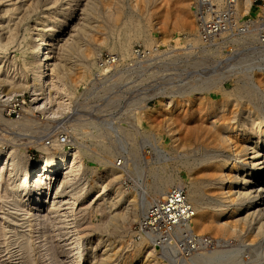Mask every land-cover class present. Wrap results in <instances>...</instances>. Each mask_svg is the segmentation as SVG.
Segmentation results:
<instances>
[{
	"label": "rangeland",
	"instance_id": "rangeland-1",
	"mask_svg": "<svg viewBox=\"0 0 264 264\" xmlns=\"http://www.w3.org/2000/svg\"><path fill=\"white\" fill-rule=\"evenodd\" d=\"M8 1L0 0V10L4 4L15 7L12 14L0 12V86L7 80L0 87V158L7 160L12 154L17 161L30 164L52 152L51 146L58 143L62 152L75 149L80 170L57 191L56 210L50 212V204L45 203L42 216L48 220L41 226L44 234L30 232L28 227L25 231L29 233L20 238L8 233V244L0 243V264L16 262V258H8V251H20L18 246L28 235L29 245L23 250L26 264H131L144 254L150 264H202L200 259L217 248L220 251L215 264H233L225 254H232L230 258L236 254V264H264V226L258 229L255 219L242 220L241 211L229 218L237 225L236 231L216 235L195 229V215L202 210H216L222 204L204 171L223 158H231L233 150L226 144L217 146L214 132L204 139L186 140L185 125L192 123L189 119L181 123L178 117L168 121L165 108L178 104L176 111L190 116L205 110L211 101L229 99L234 104L228 105V114L233 113H220L214 118L215 124L230 122L224 115L235 114L241 121L239 126H250L256 120L263 134L264 99L257 102L258 95L250 85L258 84L264 76L225 84L216 80L215 91L198 93L200 83L192 75L198 57H178V52L174 57L164 56L170 49L200 45L201 15L222 25L219 29L224 33L242 17H250L259 6L264 7V0H247V5L242 4L244 0H180L181 4L179 0ZM70 5L69 24L51 47L54 62L65 61V74L54 72L50 86L42 90H37L38 86L28 88L30 46L37 37L34 22L42 11H55L54 19L59 16L57 8ZM111 10L118 13L115 21L107 16ZM87 11L94 14L89 16ZM165 11L183 14L188 28L170 29L164 34L159 17ZM83 22L90 25L87 31L80 29ZM82 66L83 77L78 79L77 69ZM95 74L101 83L84 94ZM162 100L168 102L165 107L160 105ZM259 104L261 111L254 112ZM245 109L254 113L252 120L243 118ZM196 122L209 124L205 116ZM223 134L227 137L229 133ZM211 135H215L214 140ZM62 177L53 176L51 184ZM102 178L105 183L101 193L111 195L108 198L119 210L112 221L107 215L115 210L106 208L107 196L96 202L97 206L91 204L92 196L84 197L85 190ZM54 195L52 188L45 201L51 202ZM96 238L101 241L95 247ZM105 244L115 253L107 259L103 255ZM91 247L93 251L89 252ZM44 248L48 255H44Z\"/></svg>",
	"mask_w": 264,
	"mask_h": 264
},
{
	"label": "bare ground",
	"instance_id": "bare-ground-1",
	"mask_svg": "<svg viewBox=\"0 0 264 264\" xmlns=\"http://www.w3.org/2000/svg\"><path fill=\"white\" fill-rule=\"evenodd\" d=\"M55 1L56 0H52V3L57 2V1L56 2ZM139 1H141V0H139ZM143 1H148V0H143ZM8 3H9V1H8ZM247 3H248L247 0H244L242 2L243 5H247ZM180 4H181V1H180ZM6 5H8V4H4V7L2 10H0V12H2L3 14H6V13L12 14V12L15 10L14 9L15 7L14 6L13 7L7 6L6 7ZM53 5L54 4H52V6ZM111 5H112V3H111ZM47 6H49V5H47ZM19 7H21V6H19ZM89 8L92 11L93 6H90ZM57 9H58L57 14L59 15L57 18L52 19V17L56 16L55 11H50V12L42 11L41 15L34 22V27L36 29V36L37 37L31 42V46H30V55L32 58V62L28 68V72L30 73V76H31V84L28 85V88H33V86L37 88V86H38L39 88H37V90H42L45 87V85L50 86L49 81L54 79V77H52L50 75H53L54 72L59 73L61 76L65 74L64 73L65 70L63 68L64 66L66 67L65 61H62L59 59V61L55 60L56 62H54L51 47L54 45V42H56L58 40L57 38L62 33L63 27L69 24V20L71 18L70 11L72 10V7L70 5L67 7H59ZM84 9H86L85 5H84ZM81 10H83V9H81ZM115 10L117 11V8H115ZM116 11H112V10L109 11L107 16L111 20L116 19L117 14H118L117 13L118 11L117 12ZM87 12H89V11H87ZM14 13H16V12H14ZM93 14H94L93 12H89V16L90 15L92 16ZM159 21L164 26L163 27L164 34L167 31H169L170 29L175 31V30H185L188 28L187 19L185 18V16L183 14H180V13H176V14L172 15L169 12L165 11L159 17ZM83 24H84V22H83ZM88 24L89 23L84 24L83 27L80 29L83 31L85 28L90 27V25H88ZM0 26H3V25H0ZM9 30H10V27H9ZM193 31L196 32V29L194 28ZM9 34H11V32H9ZM8 38H9V36H8ZM67 69L69 72L70 68L67 67ZM84 70H85L84 66H82L81 68L79 67L77 69V71H79L78 72V74H79L78 79L83 77L82 75L84 73ZM6 82H7V80L1 81L0 87H3L4 86L3 84H6ZM250 87H252V91L257 93V95H258L256 97L257 102L261 101V100L263 101V99H264V78H261L258 84H256L254 82L252 85H250ZM34 99H36V98L34 97L33 100ZM230 104H232V100H229V99H223V100H219V101H211L210 105L205 110H199L197 113L195 112V114L187 116L186 114H183V113L176 111L178 109L177 108L178 104H175V106H173L171 109H169L168 107H165V105H167L165 100L160 101V105L164 106L167 109L166 113L169 116L168 121H170L173 118L175 119V117H178V118H180L181 123H184L185 120H187V119H189V123H192L191 125H185V127H186L185 131L186 132L184 133V136H185L186 140H191V139L198 140L200 138L204 139L207 134L214 132L216 134V140L218 142L217 146H223V144H226V146L231 151L233 150V153L231 154V158H227V159L223 158L222 160H219L216 164H214L213 167L209 166L204 171V172H206V176L209 178V185L210 186L215 185L214 187L216 188V191H218L215 194V196L217 198H219L220 203H222L220 208H218L216 210H202L197 214V216L195 215V217H194L195 229L197 231L198 230H201V231L206 230V231H209L212 234H216V235L217 234L221 235V234H224L225 232L236 231L237 225L235 224V222L233 220L231 221L229 218H234V214H236L239 211L242 212L240 214L242 216L241 217L242 220H247V221L251 222V221H254V219H255L254 223L258 229L262 224L264 226V148H263L264 147V133L262 134V131L260 132V130H259L260 126L258 127V125H255L256 120H254L253 123L250 124V126H239L241 121L240 120H239L240 122L237 121L238 119H236L235 114H233V115L231 114V117L224 115V117L228 118L226 121H228L230 118V122H222V123H219V125H216L215 124L216 120L214 118L216 116L220 115V113H223L225 111L228 114V111H229L228 105H230ZM232 107H231V109H232ZM161 108L162 107H160L159 109H161ZM253 109L255 110V111L253 110L254 112H257V113L260 112L261 111V105L259 104V105L255 106ZM243 111H244L243 113L246 115L243 118H246V119L249 118L250 119L254 115V113L251 111V109H245ZM231 112L232 111H230L229 114ZM243 113L241 114V116H243ZM202 116H205L209 120L208 125H206L207 122L203 126H201L202 123L198 124L200 122L199 120H198L199 121L198 123L196 122V120L198 118H201ZM220 118H222V117H220ZM223 120H225V118ZM250 120H252V119H250ZM233 121L237 125H235V126L231 125V123L234 124ZM14 122L15 121H13L12 123L14 124ZM177 127L178 126L175 125L173 128L176 129ZM175 129H174V131H175ZM225 132L229 133L227 135V137L226 136L224 137L223 133H225ZM250 134L254 135V137H252ZM241 135H242V137H241ZM238 136L241 137V140L235 139ZM211 137H212V135H211ZM213 137H212V139L214 140L215 137L214 138ZM209 138H207V139H209ZM59 147H60V145L58 143L52 145L51 149H50L52 152H48L45 155H42L40 159H38L37 161L32 162L30 164L21 163L20 161H17L15 159L14 155H12V154H10V156L8 155L7 160L6 159L2 160L3 158L2 159L0 158V213H2V216L0 217V219L4 221L3 223L0 222V243L7 242L8 233H11V232L14 233L13 234L14 238L19 237V236H26L27 231H25V228H27V227H28V230H30V232H32V230H33V232H37L38 234H41V235L44 234L45 231L43 230V227H41V226L43 225V223H47L45 221L48 220L47 217L42 216V212H44L43 207H44V205L46 206L45 203L48 202L50 204L48 207V208H50V212H53V210H56V208H55L56 204L59 203L58 201H56L57 191L60 190L63 185H65L67 182H69L71 180L69 177L76 176L80 170L78 155L76 154V152H74L75 149L74 150L67 149L66 151L62 152V150H60L61 147L60 148ZM44 149H46V148H44ZM1 154H3V153L0 152V155ZM4 157H6V156H4ZM53 176L54 177L63 176V177L61 180H56L54 184H51V180H52ZM104 183L105 182H103V178L98 179L94 182L93 187L85 190V192H84L85 198L86 197L90 198L91 196L93 197V201L91 204L95 205L96 202L98 203V201L100 199H103L106 196H107V198L111 196V195L108 196L106 194L101 193V189L104 188ZM3 188H4V190H6L4 193L2 192ZM52 188H53L54 194H55L52 197V201L51 202L45 201V199L47 198V195L49 194V192ZM108 199L109 200L107 202L109 203V205H107V203H106V205H107L106 208H108L111 211L115 210L114 205L116 203L111 198H108ZM119 199H121V197ZM72 201H74V200H72ZM75 203L76 202H73L72 205ZM124 203H126V202H124ZM6 206H7V208H6ZM96 206H97V204H96ZM103 206H104V204H103ZM25 207H26L25 210H27V211L23 212L22 210H24ZM59 207H61V206H59ZM125 207H127V205ZM48 208L46 210H48ZM72 209H73V207H72ZM123 209H122V211H123ZM57 210H58V208H57ZM105 210H107V209H105ZM117 210H115L116 212L114 211V213L111 212L109 217L107 215L108 221L111 219H114V216L117 215ZM122 211H121V213L124 214V212H122ZM59 212H61V211H59ZM118 213H119V210H118ZM64 214L66 215L67 213H64ZM4 215H6L7 218L6 217L4 218L3 217ZM27 215H28V217H26ZM59 215H62V213ZM64 216H62V217H64ZM65 223L66 222L64 221V224ZM69 225L72 226L71 223ZM71 226H69V227H71ZM73 227L74 226H72V228ZM240 230H242V229H240ZM27 233H29V232H27ZM78 235H79V233H78ZM78 235H77V238L79 237ZM28 236L26 238V241L24 240L18 246L20 248V251H17V252L8 251L9 252L8 258H16V262L10 261V262H8V264H26L25 263L26 262L25 261L26 252H24L23 250L25 249V247L27 245H29V243L27 242V239L29 240ZM72 237H73V235H72ZM77 238H75V239H77ZM11 239H13V238H11ZM22 239L23 238H21V240ZM14 241H16V240H14ZM97 241L98 242H97V244L95 243L96 244L95 247L98 246V243L101 240L97 239ZM10 242H12V241H10ZM49 242H47V243H49ZM74 242L76 243V241H74ZM12 243L14 244L15 242H12ZM153 243H155V242H153ZM7 244H8V242H7ZM261 244H260V246H261ZM68 245H70V244H68ZM105 246H106V249L104 250V254H103L104 259L105 258L107 259L109 257L114 256L115 253L110 248L109 244H105ZM172 246H174V245H172ZM18 247H16V248H18ZM76 247L80 248L79 246H76ZM107 247H109V249ZM51 248H53V247H51ZM93 248L94 247H91L89 249V252L93 251ZM251 249H253V247H251ZM255 249H259V248L254 247V250ZM174 250H176V249H174ZM174 250H172V251H174ZM217 250H218V248L214 251L212 250L213 253H211L208 257L200 259L199 263L215 264L214 259L217 257L216 256L218 253ZM44 251H45L44 255H48V249L44 248ZM218 251H220V250H218ZM146 253H147V251H146ZM251 253H253V251ZM83 254H85V253L83 252ZM252 255L254 256V254H252ZM224 256L226 258H228V261L229 262L231 261L233 264H236L238 262V260H237L238 258H237L236 254H234L231 258H230V256L228 257L227 254H225ZM172 257L173 256H171V258ZM168 258L170 259V257H168ZM210 258H212V259H210ZM253 261H254V259H253ZM131 264H150V263H148V258H145V254H144L141 257V260H139L136 263L132 262Z\"/></svg>",
	"mask_w": 264,
	"mask_h": 264
},
{
	"label": "built area",
	"instance_id": "built-area-1",
	"mask_svg": "<svg viewBox=\"0 0 264 264\" xmlns=\"http://www.w3.org/2000/svg\"><path fill=\"white\" fill-rule=\"evenodd\" d=\"M201 18L200 45H185L164 54L174 57L173 54L178 52V57H198L192 72L200 83L196 87L198 93L215 91L216 80L225 84L251 79L255 75L264 76V7L259 6L250 17H242L226 33L221 32L219 27L223 26L211 22L208 15H201ZM100 83L101 79L95 74L83 93H89Z\"/></svg>",
	"mask_w": 264,
	"mask_h": 264
}]
</instances>
